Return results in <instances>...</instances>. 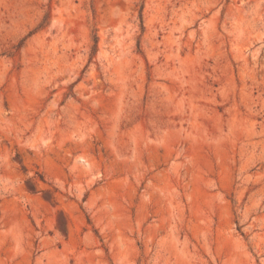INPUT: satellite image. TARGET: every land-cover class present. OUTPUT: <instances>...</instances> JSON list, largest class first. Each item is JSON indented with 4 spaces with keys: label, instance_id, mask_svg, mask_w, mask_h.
Here are the masks:
<instances>
[{
    "label": "rangeland",
    "instance_id": "374dc122",
    "mask_svg": "<svg viewBox=\"0 0 264 264\" xmlns=\"http://www.w3.org/2000/svg\"><path fill=\"white\" fill-rule=\"evenodd\" d=\"M0 264H264V0H0Z\"/></svg>",
    "mask_w": 264,
    "mask_h": 264
}]
</instances>
